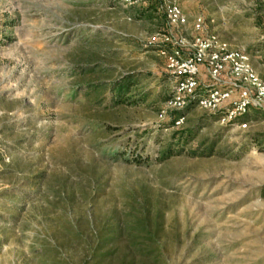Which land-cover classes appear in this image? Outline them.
<instances>
[{"label": "rangeland", "instance_id": "1", "mask_svg": "<svg viewBox=\"0 0 264 264\" xmlns=\"http://www.w3.org/2000/svg\"><path fill=\"white\" fill-rule=\"evenodd\" d=\"M202 1L264 80V0ZM171 5L0 0V264H264V113L229 125L194 107L167 126L160 49L193 40Z\"/></svg>", "mask_w": 264, "mask_h": 264}, {"label": "built area", "instance_id": "2", "mask_svg": "<svg viewBox=\"0 0 264 264\" xmlns=\"http://www.w3.org/2000/svg\"><path fill=\"white\" fill-rule=\"evenodd\" d=\"M165 11L169 27L183 30L189 26V19L180 7L171 5ZM192 30L195 35L191 44L182 41L185 48L189 46L190 53L188 49L186 53L183 46L182 49H171L166 45L160 49L168 68L176 75V90L166 108L182 111L193 105L198 110L222 113V122L228 123L250 110L264 113V80L253 68L250 55L244 50H232L217 34L209 31L202 17L194 19ZM202 68L211 79L210 85L205 87L200 85L199 79ZM235 98L237 100L231 104ZM166 111L161 112L162 119ZM185 121V115L177 119L175 128H182ZM241 127L246 129L248 124Z\"/></svg>", "mask_w": 264, "mask_h": 264}, {"label": "trees", "instance_id": "3", "mask_svg": "<svg viewBox=\"0 0 264 264\" xmlns=\"http://www.w3.org/2000/svg\"><path fill=\"white\" fill-rule=\"evenodd\" d=\"M133 1H138V0H133ZM139 17H137V19H143V18H145L143 15H140ZM147 19L153 20V19H155V16H153V14H149L147 16ZM159 32L165 34V31H162V32L159 31ZM89 86H92V85H89ZM133 86H134V83H132L129 80H126L125 79L118 86L112 87V89H113L112 92L114 93L112 95L113 103L115 105L128 104L130 101H129V99H127V97L130 94L131 89H132ZM89 89L91 90L92 87H89ZM172 95L174 96L173 93H172ZM173 96H171L167 100L166 104L173 98ZM132 104H137V101L134 102V103H132ZM191 108H194V106L193 105H190L189 107L185 108L182 111H176V110L170 111L169 112L170 123L167 126L168 127L175 128V122H176V120L179 119L180 117L184 116L185 113H187L186 111H189ZM250 112L251 111H249V113H246V115H243L242 117H239V118L235 119L234 121H232L231 123H229V125L235 124V123H240V122L244 121V119L249 116ZM218 114L222 117V113H218ZM170 157H171L170 154H168L167 152H164L163 155H162V160L163 161L164 160H167Z\"/></svg>", "mask_w": 264, "mask_h": 264}, {"label": "crops", "instance_id": "4", "mask_svg": "<svg viewBox=\"0 0 264 264\" xmlns=\"http://www.w3.org/2000/svg\"><path fill=\"white\" fill-rule=\"evenodd\" d=\"M179 1H180L181 10L184 11L183 13H185V15L189 19V27L191 28V30H192V23H193L194 19H196L198 17H202L203 19H208L207 13L204 10L206 3H204L202 0H179ZM139 16L140 15H138L137 17H139ZM143 16L145 17L143 19H147V13L143 14ZM153 16H154V14H153ZM209 18L214 19V17H209ZM165 19H166V17H165ZM206 24H207V22H206ZM192 33H193V37H194L195 34H194V32H192ZM204 72H205L204 68H202L200 76H202Z\"/></svg>", "mask_w": 264, "mask_h": 264}]
</instances>
